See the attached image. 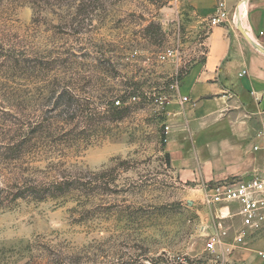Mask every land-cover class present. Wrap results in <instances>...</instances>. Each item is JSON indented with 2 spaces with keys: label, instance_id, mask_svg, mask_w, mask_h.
Wrapping results in <instances>:
<instances>
[{
  "label": "rangeland",
  "instance_id": "obj_1",
  "mask_svg": "<svg viewBox=\"0 0 264 264\" xmlns=\"http://www.w3.org/2000/svg\"><path fill=\"white\" fill-rule=\"evenodd\" d=\"M191 1L0 0V264H253L231 233L206 250L233 178L184 182L164 151L211 30Z\"/></svg>",
  "mask_w": 264,
  "mask_h": 264
},
{
  "label": "crops",
  "instance_id": "obj_2",
  "mask_svg": "<svg viewBox=\"0 0 264 264\" xmlns=\"http://www.w3.org/2000/svg\"><path fill=\"white\" fill-rule=\"evenodd\" d=\"M212 15L217 0H192ZM224 24L205 38L206 54L181 80V99L164 151L184 182L246 178L264 173V0H222ZM181 111V115H178ZM253 264L264 233L247 239Z\"/></svg>",
  "mask_w": 264,
  "mask_h": 264
},
{
  "label": "built area",
  "instance_id": "obj_3",
  "mask_svg": "<svg viewBox=\"0 0 264 264\" xmlns=\"http://www.w3.org/2000/svg\"><path fill=\"white\" fill-rule=\"evenodd\" d=\"M215 12L208 21L209 27L224 24L227 13L222 5V0H217ZM164 58V57H162ZM186 97L181 98L186 103ZM116 105L119 102H115ZM210 206L218 209L219 221L214 226V232L209 237L206 250L209 253L225 248L224 240L230 233L233 235V246H245L247 239L254 234L264 233V173L261 175L233 178L228 181L213 185L208 198ZM231 220L229 225L224 221ZM256 258L264 263V251H258Z\"/></svg>",
  "mask_w": 264,
  "mask_h": 264
},
{
  "label": "trees",
  "instance_id": "obj_4",
  "mask_svg": "<svg viewBox=\"0 0 264 264\" xmlns=\"http://www.w3.org/2000/svg\"><path fill=\"white\" fill-rule=\"evenodd\" d=\"M106 112L111 114L112 120L116 121L122 118L124 109L114 107L111 103ZM167 161L169 163L168 155ZM73 186L74 182L63 179L53 180L47 184L42 183V185L28 184L19 189V192L15 195L14 200L32 198L35 201L41 202L46 199H57L66 196Z\"/></svg>",
  "mask_w": 264,
  "mask_h": 264
}]
</instances>
